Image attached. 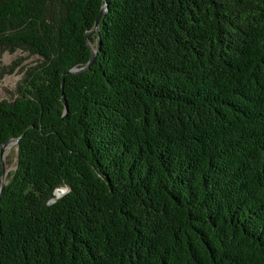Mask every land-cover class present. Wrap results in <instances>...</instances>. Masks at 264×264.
I'll list each match as a JSON object with an SVG mask.
<instances>
[{"label": "trees", "instance_id": "1", "mask_svg": "<svg viewBox=\"0 0 264 264\" xmlns=\"http://www.w3.org/2000/svg\"><path fill=\"white\" fill-rule=\"evenodd\" d=\"M15 49L0 264H264V0H0Z\"/></svg>", "mask_w": 264, "mask_h": 264}, {"label": "rangeland", "instance_id": "2", "mask_svg": "<svg viewBox=\"0 0 264 264\" xmlns=\"http://www.w3.org/2000/svg\"><path fill=\"white\" fill-rule=\"evenodd\" d=\"M36 63V55H32L21 49H15L13 52L4 51L2 53L0 57V100H11L16 97L19 85L23 83L28 71ZM15 156V144H7L4 151L5 173L14 168Z\"/></svg>", "mask_w": 264, "mask_h": 264}, {"label": "water", "instance_id": "3", "mask_svg": "<svg viewBox=\"0 0 264 264\" xmlns=\"http://www.w3.org/2000/svg\"><path fill=\"white\" fill-rule=\"evenodd\" d=\"M104 10H105V6L103 5V6L101 7V9H100V11H99V13H98V15H97L95 21H94V25H93V27L90 29V30H92V29H95V30H96L97 39H98V19L102 16ZM90 30L86 31V33H85L86 36H87V33H88ZM88 46H89V48H90V57H89L87 63H86L84 66L80 67V68H73V69H70V70H68V72H77V71H79V70L86 69V68L89 66V64L92 62V60H93V58H94L95 50L93 49L92 45H91L89 42H88ZM61 99H62V102H63L64 107H65V99H64L63 94H61ZM17 140H18V138H14V139L10 138V139H7V140H6L4 143H2L1 146H0V166H1L0 191H1L2 187L4 186V179L2 178V177H3V174H4V172H5V167H4V151H5L6 147H7V144H9V143H14V144H15V143L17 142ZM55 191L57 192V194H55V196H54L53 198H51V199L49 200V202L54 201L57 197H59V196H61L63 193H65V192L67 191V188L64 187V186H62V187H58V188H56Z\"/></svg>", "mask_w": 264, "mask_h": 264}, {"label": "bare ground", "instance_id": "4", "mask_svg": "<svg viewBox=\"0 0 264 264\" xmlns=\"http://www.w3.org/2000/svg\"><path fill=\"white\" fill-rule=\"evenodd\" d=\"M5 174H6V173L4 172V174H3V177H2L3 179L5 178ZM55 194H57V192H56V191H55Z\"/></svg>", "mask_w": 264, "mask_h": 264}]
</instances>
